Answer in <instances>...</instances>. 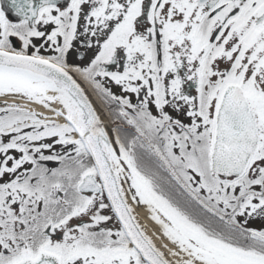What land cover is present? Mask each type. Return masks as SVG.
<instances>
[{"label":"snow or ice","instance_id":"1","mask_svg":"<svg viewBox=\"0 0 264 264\" xmlns=\"http://www.w3.org/2000/svg\"><path fill=\"white\" fill-rule=\"evenodd\" d=\"M257 220L264 0H0V264H264Z\"/></svg>","mask_w":264,"mask_h":264},{"label":"bare ground","instance_id":"2","mask_svg":"<svg viewBox=\"0 0 264 264\" xmlns=\"http://www.w3.org/2000/svg\"><path fill=\"white\" fill-rule=\"evenodd\" d=\"M23 103V102H22ZM39 110H42V109H39ZM100 113V112H99ZM101 114V113H100ZM102 115V114H101ZM103 117V116H102ZM103 119L105 120L106 122V119L103 117ZM111 127V125H110ZM137 211L139 212V216H140V221L142 223V225H147V234L149 236H151L155 242L157 243V245H160L161 244V240L160 239H157V236L160 232V229L159 227L155 224V222H153L149 215H148V211L146 208L144 207H140L137 209ZM164 242H167V241H164Z\"/></svg>","mask_w":264,"mask_h":264},{"label":"flooded vegetation","instance_id":"3","mask_svg":"<svg viewBox=\"0 0 264 264\" xmlns=\"http://www.w3.org/2000/svg\"><path fill=\"white\" fill-rule=\"evenodd\" d=\"M7 3V0H5V4ZM87 56L88 57H91L92 56V51H87L86 52ZM71 60V59H70ZM86 61V60H85ZM85 61H80L77 59V61L75 63H78V62H85ZM135 97L133 96V101L135 102ZM175 115V114H174ZM182 119H185V122H187V119L184 118V117H181ZM116 124H119L121 125V128L125 130V135H131L133 132H134V129H132V127L130 125H127L126 123L120 121L119 123H116ZM264 224V221H260V220H257L255 222H253V227H256V228H260L261 225Z\"/></svg>","mask_w":264,"mask_h":264},{"label":"rangeland","instance_id":"4","mask_svg":"<svg viewBox=\"0 0 264 264\" xmlns=\"http://www.w3.org/2000/svg\"><path fill=\"white\" fill-rule=\"evenodd\" d=\"M91 52V51H90ZM70 62L71 63H75L77 61V57L75 56V54L72 55V57L70 58ZM78 63H87V60L85 62H78ZM114 91L119 92L118 88H114ZM93 98V97H92ZM93 101L95 102V104L97 105L98 109H100L101 111L103 110V108L101 109L99 107V104L97 103V101L93 98ZM104 112V114L106 115V118H108L109 121V117L107 116V114L105 113V111L103 110L102 113Z\"/></svg>","mask_w":264,"mask_h":264},{"label":"trees","instance_id":"5","mask_svg":"<svg viewBox=\"0 0 264 264\" xmlns=\"http://www.w3.org/2000/svg\"><path fill=\"white\" fill-rule=\"evenodd\" d=\"M98 102V101H97ZM98 104H99V106L101 107V105H100V103L98 102ZM101 108H103V107H101ZM103 109H105V108H103ZM107 114H108V112H107ZM112 120L113 121H117L118 122V120H115V117L113 116L112 117ZM125 133V131L122 129V134H124ZM48 166H50V167H58L59 165H58V163H56V162H50L49 164H48Z\"/></svg>","mask_w":264,"mask_h":264},{"label":"water","instance_id":"6","mask_svg":"<svg viewBox=\"0 0 264 264\" xmlns=\"http://www.w3.org/2000/svg\"><path fill=\"white\" fill-rule=\"evenodd\" d=\"M91 99V98H90ZM94 104V103H93ZM94 106H95V104H94ZM96 107V106H95ZM97 108V107H96ZM98 111V110H97Z\"/></svg>","mask_w":264,"mask_h":264}]
</instances>
